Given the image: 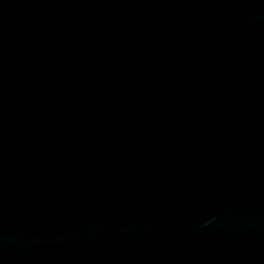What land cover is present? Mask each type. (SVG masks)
Segmentation results:
<instances>
[{"label": "water", "instance_id": "95a60500", "mask_svg": "<svg viewBox=\"0 0 264 264\" xmlns=\"http://www.w3.org/2000/svg\"><path fill=\"white\" fill-rule=\"evenodd\" d=\"M0 264H264V0H0Z\"/></svg>", "mask_w": 264, "mask_h": 264}]
</instances>
